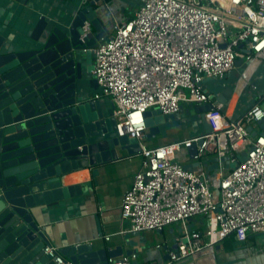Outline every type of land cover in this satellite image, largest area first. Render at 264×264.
<instances>
[{
  "label": "built area",
  "instance_id": "1",
  "mask_svg": "<svg viewBox=\"0 0 264 264\" xmlns=\"http://www.w3.org/2000/svg\"><path fill=\"white\" fill-rule=\"evenodd\" d=\"M90 1L94 0L81 4ZM222 1L226 3L138 0L132 16L114 22L111 33L92 51L94 98H109L117 136L139 144L141 165L119 209L120 221L128 228L120 233L179 226L173 248L157 264H184L206 257L204 252L229 236L245 242L249 235L264 233V136L251 137L246 129L264 118L259 102L235 120L214 105L205 113L211 131L199 137L161 146H148L143 138L145 112L173 115L185 104L209 103L210 96L202 89L205 79H220L236 69L237 59L250 63L264 51V0ZM90 31L84 22L80 39ZM263 60L264 54L258 66ZM199 141L193 160L214 157L212 181L203 167L187 170L176 159L181 150ZM224 158L231 165L226 172ZM198 216L209 218L203 232L188 227V221ZM43 251L56 264H69L53 243ZM108 264L140 263L131 253L108 259Z\"/></svg>",
  "mask_w": 264,
  "mask_h": 264
},
{
  "label": "water",
  "instance_id": "2",
  "mask_svg": "<svg viewBox=\"0 0 264 264\" xmlns=\"http://www.w3.org/2000/svg\"><path fill=\"white\" fill-rule=\"evenodd\" d=\"M81 1L73 0V7L59 17L49 8H39V0H0V11H9L24 20L22 27L8 24L14 33L0 29V264H56L44 254L49 241L37 217L46 207L61 205L81 194L80 185L60 187L59 177L85 169L95 174L99 166L117 160L118 153L139 151L136 140L117 136L109 98L89 97L97 94L91 74L92 51L109 31L93 2L82 5ZM84 22L90 24L91 31L80 39ZM248 65L237 59V71L202 82L210 102L190 108L194 118L189 124L197 130L193 136L211 131L205 113L214 105L226 117L225 107L237 72L241 75ZM249 85L255 89L250 90ZM259 87L249 78L242 95L258 92ZM263 100L264 94H260L251 104ZM239 103L243 104L241 98ZM251 104L226 118L235 120ZM144 117L143 138L150 141L174 126V121L186 119V113L183 107L173 115L152 109ZM256 127L259 132L251 126L246 128L250 136H264V118ZM200 145L201 141L187 149L190 159ZM123 246L131 248L134 243L123 239ZM123 246L94 250L92 245L82 243L59 248V254L64 263L108 264V259L132 253L124 251ZM214 250L204 252L202 256L206 258L184 264L203 260L212 264Z\"/></svg>",
  "mask_w": 264,
  "mask_h": 264
},
{
  "label": "crops",
  "instance_id": "3",
  "mask_svg": "<svg viewBox=\"0 0 264 264\" xmlns=\"http://www.w3.org/2000/svg\"><path fill=\"white\" fill-rule=\"evenodd\" d=\"M97 1L90 2H93L98 17L107 25L109 34L114 22L122 23L125 21L132 16L138 6V0H99V3L95 4ZM103 3L108 10L104 8ZM37 6L41 9L49 8L51 12L62 17L65 15L64 11L73 7V0H39ZM8 12L0 11V29L7 31V33H14V29L8 24L11 23L16 28L22 27L24 20L19 15L14 16ZM263 54L264 52L251 60V66L254 65L252 68H248V66L246 68L251 73L250 78L257 84L258 82L253 79L257 71L255 64H259ZM237 74V78H242L240 73L237 72ZM248 88L250 89L251 85ZM252 91H248L243 96V89L241 90L231 108L230 115L234 110L235 113H238V108L242 111L244 107L258 100L262 93L257 92V90ZM232 96L233 93L225 107L226 113ZM90 98H94L93 93H91ZM240 98L243 104L239 103ZM260 105L264 108V100ZM173 124L175 125H171L172 127L155 136L152 140H145L144 143L148 146L167 145L190 138L197 131L191 124H184L180 120L174 121ZM252 127L254 131L259 132L256 126ZM176 159L183 167L191 166L192 169L199 166L203 167L211 181L215 177L216 164L214 157L210 154L201 160H193L190 159L187 150H181ZM140 165L141 157L138 155V151L131 154L118 153L117 160L99 166L95 174L90 169H85L60 176V187L80 185L81 194L67 199L61 205L46 207L45 212L38 215L39 221L37 223L46 231L48 241L58 248L86 243L92 245L93 249L96 250L104 247L113 249L116 246H123V239H127L134 243V247L123 246L124 251L130 250L136 254L140 264H157L166 260L167 251L173 248L179 226L173 225L172 228L167 229L171 225L161 231L143 232L138 236L133 233H120L122 229L128 228L126 223L122 224L120 221L119 209L122 198L129 189L133 176ZM222 166L224 172L231 168L226 160ZM70 176H74L75 181H63L64 178ZM208 220L207 216L194 217L188 221V227L191 231L203 232L208 225ZM106 237H109L108 240H105ZM157 244H161L162 248L155 249ZM214 248V264H264V233L249 235L245 242H238L233 236H229ZM122 256H126V254ZM199 264H209V262L205 260Z\"/></svg>",
  "mask_w": 264,
  "mask_h": 264
},
{
  "label": "rangeland",
  "instance_id": "4",
  "mask_svg": "<svg viewBox=\"0 0 264 264\" xmlns=\"http://www.w3.org/2000/svg\"><path fill=\"white\" fill-rule=\"evenodd\" d=\"M255 65L257 66L258 63H256ZM250 75H251V73L247 69H245L244 72L241 74L242 79L238 80V78H237L236 84L233 83V85H232L233 89H234L233 90V96H232V100H231L230 106L228 107L229 109H228V111L226 113V117L230 116L231 108H232L235 100L237 99L240 91L242 90L243 86L245 85L246 81L250 78ZM253 79L256 80L258 82V85L260 86L259 89H258V92H261L262 94H264V60L261 62V64H260L259 68L257 69ZM89 97H90V94H89ZM193 106L194 105H187V104H185L183 106L184 111L186 113V119H183L181 122H184V124H189L191 119L194 118L193 109H190ZM172 227H173V225L171 227H167V229L168 228H172ZM164 234H166V232H164ZM160 237H162V236H160Z\"/></svg>",
  "mask_w": 264,
  "mask_h": 264
},
{
  "label": "bare ground",
  "instance_id": "5",
  "mask_svg": "<svg viewBox=\"0 0 264 264\" xmlns=\"http://www.w3.org/2000/svg\"><path fill=\"white\" fill-rule=\"evenodd\" d=\"M221 3H226V1H222V0H221ZM263 52H264V51H263ZM263 52H261L260 54H262ZM252 66H254V65H252ZM252 66H251V63H249L248 68H252ZM240 79H242V78H238V80H240ZM63 181H64V182H67V181L73 182V181H75V177H74V176H70V177H68V178H64ZM210 261H211L212 264H213V259H212V257L210 258ZM203 262H205V260H203ZM210 264H211V263H210Z\"/></svg>",
  "mask_w": 264,
  "mask_h": 264
},
{
  "label": "clouds",
  "instance_id": "6",
  "mask_svg": "<svg viewBox=\"0 0 264 264\" xmlns=\"http://www.w3.org/2000/svg\"><path fill=\"white\" fill-rule=\"evenodd\" d=\"M257 115L259 116L260 115V113H257ZM138 119V118H137Z\"/></svg>",
  "mask_w": 264,
  "mask_h": 264
},
{
  "label": "trees",
  "instance_id": "7",
  "mask_svg": "<svg viewBox=\"0 0 264 264\" xmlns=\"http://www.w3.org/2000/svg\"><path fill=\"white\" fill-rule=\"evenodd\" d=\"M236 240V239H235ZM237 241V240H236ZM239 242V241H238Z\"/></svg>",
  "mask_w": 264,
  "mask_h": 264
}]
</instances>
